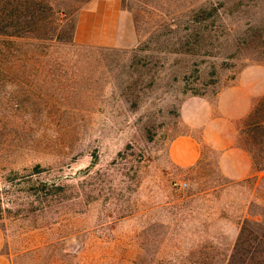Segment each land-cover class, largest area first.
Wrapping results in <instances>:
<instances>
[{"label":"rangeland","instance_id":"1","mask_svg":"<svg viewBox=\"0 0 264 264\" xmlns=\"http://www.w3.org/2000/svg\"><path fill=\"white\" fill-rule=\"evenodd\" d=\"M88 1L0 0L12 264H264V95L238 122L253 177L227 180L209 148L189 167L168 151L192 130L184 100L215 106L243 68H264V0H120L130 47L74 39Z\"/></svg>","mask_w":264,"mask_h":264},{"label":"crops","instance_id":"2","mask_svg":"<svg viewBox=\"0 0 264 264\" xmlns=\"http://www.w3.org/2000/svg\"><path fill=\"white\" fill-rule=\"evenodd\" d=\"M74 39L99 45L130 47L138 42V34L129 12L120 0H90L79 10ZM264 95V68H243L233 84L222 88L213 106L205 98L191 96L181 104V116L192 130L175 137L169 145V157L181 167L194 165L203 150L216 152L218 167L229 181L253 177L255 162L251 149L239 144L238 122L249 115L257 99ZM198 129V130H196ZM196 131H199L195 133ZM262 170V169H258ZM0 228V264H12L3 249Z\"/></svg>","mask_w":264,"mask_h":264},{"label":"trees","instance_id":"3","mask_svg":"<svg viewBox=\"0 0 264 264\" xmlns=\"http://www.w3.org/2000/svg\"><path fill=\"white\" fill-rule=\"evenodd\" d=\"M200 9H201V11H199V14L202 12V14H203L202 17H207V16H209L212 13L211 10H207L206 11V9H204V8H200ZM196 19H200V15L199 16H196ZM8 25H11L12 26L13 24H12V22H8L7 24H2V25L0 24V34L1 33H8L9 35H13V33H11V32H5L6 31V28L5 27H7ZM194 36L197 37L196 34H194ZM197 41H198V38H197Z\"/></svg>","mask_w":264,"mask_h":264}]
</instances>
